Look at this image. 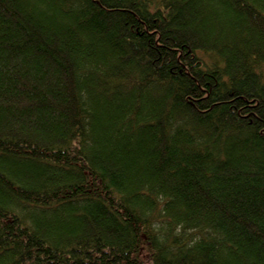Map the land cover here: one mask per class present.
Listing matches in <instances>:
<instances>
[{
  "label": "trees",
  "instance_id": "16d2710c",
  "mask_svg": "<svg viewBox=\"0 0 264 264\" xmlns=\"http://www.w3.org/2000/svg\"><path fill=\"white\" fill-rule=\"evenodd\" d=\"M0 264H264V0H0Z\"/></svg>",
  "mask_w": 264,
  "mask_h": 264
}]
</instances>
